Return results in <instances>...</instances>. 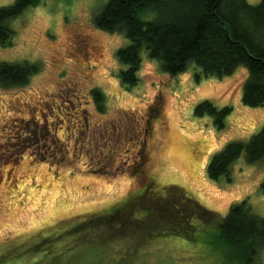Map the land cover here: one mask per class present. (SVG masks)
<instances>
[{"label": "rangeland", "instance_id": "1", "mask_svg": "<svg viewBox=\"0 0 264 264\" xmlns=\"http://www.w3.org/2000/svg\"><path fill=\"white\" fill-rule=\"evenodd\" d=\"M14 1L0 0V6ZM106 1L40 0L9 20L15 35L11 45H0V61L37 62L39 70L22 86L0 85V264H241L219 239L217 223L196 215L188 237L170 233L156 215L110 227L109 242L88 233L58 255L46 249L5 253L29 237L90 220L92 212H109L148 186L151 196L172 202L183 191L222 216L246 199L264 217V156L248 162L242 152L228 174L212 179L207 173L216 152L248 140L264 124V104L242 101L246 67L198 80L193 63L169 74L143 51L138 83L126 86L117 50L128 38L94 24ZM78 34L86 35L88 48L76 43ZM99 51L101 59L92 54ZM95 88L104 95L102 108ZM206 99L231 106L223 129L212 116L195 114ZM153 111L158 115L142 149ZM260 259L264 264V248Z\"/></svg>", "mask_w": 264, "mask_h": 264}, {"label": "trees", "instance_id": "2", "mask_svg": "<svg viewBox=\"0 0 264 264\" xmlns=\"http://www.w3.org/2000/svg\"><path fill=\"white\" fill-rule=\"evenodd\" d=\"M39 1L15 0L10 5L0 6L1 46L11 45L14 39L15 31L9 25V20ZM94 24L106 31L124 32L128 38L127 45L117 50L118 60L126 65V69L119 74L120 81L126 86L138 83L142 52L145 51L169 74H177L193 63L199 68L196 74L198 80L202 76L223 77L231 74L239 65H244L248 75L243 83V103L248 106L264 104V0L257 3L247 0H107L95 15ZM38 70L37 62L0 61V85L22 86ZM93 95L102 108V91L95 88ZM231 110V106L218 108L206 99L197 104L195 114L212 116L215 126L223 129L225 118ZM242 152H245L248 162L264 156V124L248 140L230 141L216 152L207 167L209 177L217 179L228 174L230 165ZM149 188L112 207L109 212L88 213L90 215H86L90 220L62 227L34 241L29 237L5 253H36L37 250L46 249V254L58 255L88 233L94 232L96 240L109 242L114 240L107 233L110 227L124 229L131 223H147L156 215L162 225L172 229L170 233L188 237L193 227L191 215H196L217 223L219 239L230 248L233 260L241 264H261L264 217L252 211L248 200L232 204L222 216L187 197L176 186L172 188L182 192L173 197L175 203L170 199L151 196ZM261 189L264 191V181ZM139 209L144 211L141 216L136 214ZM183 222L186 223L185 227H181ZM56 242L58 245L53 248Z\"/></svg>", "mask_w": 264, "mask_h": 264}, {"label": "flooded vegetation", "instance_id": "3", "mask_svg": "<svg viewBox=\"0 0 264 264\" xmlns=\"http://www.w3.org/2000/svg\"><path fill=\"white\" fill-rule=\"evenodd\" d=\"M79 35H81V37H83L84 39H82V38H80V36ZM76 43H80L79 45L81 46V47H89L90 46V44H88V40L86 39V35L85 34H78V35H76ZM95 47V46H94ZM93 50H96V48H94ZM97 51V50H96ZM92 54L94 55V56H98V58L99 59H101V58H103V53L101 52V51H99L98 53H95V52H92ZM96 59H97V57H96ZM156 110V109H155ZM155 115H158V113H155V111H153V113H150L149 114V116H148V118L146 119V127H145V130H144V136H143V139H142V149L144 148V142H145V138H146V135H147V133L149 132V130H150V127H151V125H150V120H151V118L152 117H154Z\"/></svg>", "mask_w": 264, "mask_h": 264}]
</instances>
